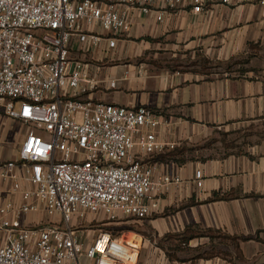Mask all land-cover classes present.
Listing matches in <instances>:
<instances>
[{
	"label": "built area",
	"instance_id": "obj_1",
	"mask_svg": "<svg viewBox=\"0 0 264 264\" xmlns=\"http://www.w3.org/2000/svg\"><path fill=\"white\" fill-rule=\"evenodd\" d=\"M184 1L194 12L207 2L0 0V107L27 127L17 158L0 162V264H136L137 237L104 229L90 237L78 225L87 213L144 219L180 181L156 175L147 159L166 144L158 139L164 120L144 106L82 98L85 65H71L68 45L72 37L96 45L100 27L113 46L130 9L161 20ZM193 177L200 187V163Z\"/></svg>",
	"mask_w": 264,
	"mask_h": 264
},
{
	"label": "crops",
	"instance_id": "obj_2",
	"mask_svg": "<svg viewBox=\"0 0 264 264\" xmlns=\"http://www.w3.org/2000/svg\"><path fill=\"white\" fill-rule=\"evenodd\" d=\"M127 17L129 28L113 46L106 39L112 34L95 27L100 41L90 45L72 37L68 57L71 65H85L89 82L82 98L144 106L164 120L158 139L166 144L147 159L156 175L180 181L164 188L157 208L144 219L131 218L121 233L138 239L136 264H264V69L206 73L199 64L203 58L249 59L264 46V0H207L201 12L184 1L161 20L154 11L138 9H130ZM171 59H193L198 67L171 64ZM16 121L0 107V162L18 156L27 127ZM248 128H255L248 135L255 139L244 149L208 155L201 153L207 146H197L216 131ZM197 163L200 187L193 177ZM207 229L217 236L197 235ZM247 235L260 240L236 238L237 255L226 236Z\"/></svg>",
	"mask_w": 264,
	"mask_h": 264
},
{
	"label": "rangeland",
	"instance_id": "obj_3",
	"mask_svg": "<svg viewBox=\"0 0 264 264\" xmlns=\"http://www.w3.org/2000/svg\"><path fill=\"white\" fill-rule=\"evenodd\" d=\"M252 53L254 54L253 56L249 57V61L247 63H243V59L247 58V57H240L238 59H235L232 61V63L230 64L229 68L238 70L241 68H245V67H252L255 69V71H257L258 69H264V46H260L258 48V50H253ZM251 53V54H252ZM171 64H176L175 62H179L182 63L180 65L182 66H187L189 68H197L198 65H193L191 64L192 60L189 59H185V60H168ZM226 65H221V66H217V67H206V69L210 70V71H217L219 70V68H225ZM18 124H23L19 121ZM25 126V125H24ZM255 131V128H248L247 130H236V131H229L228 133L225 132H221V131H216L214 133H212L211 136L208 137L207 140H204L202 142H199L197 144V146H201V145H205L207 146V148L205 150H202L201 153L202 154H208V155H213V154H220L223 153L224 151L228 150L226 148H233L234 150H238V149H244V147L246 146V143L249 141H252L255 138H251L248 135L252 132ZM221 139H225V144L223 143V141H221ZM226 145H229V147H226ZM236 145V146H235ZM209 146V147H208ZM235 146V147H234ZM190 147V146H189ZM192 147V146H191ZM131 218L128 217H122L119 219H115V220H107L105 218H94V216L92 214L87 213L85 215L84 220L82 221V223L80 225H78L80 228L79 230H82V227H85L84 229H87L88 231L85 232L86 235L88 236H93L96 231L98 229H104V230H108L114 234H121L124 233L126 230H128L129 228H127L128 226H130L132 223L130 222ZM43 221L47 220V217H42ZM129 220L128 222H125ZM47 222V221H46ZM134 235L133 233H129V234H124V237H127L128 239L133 238ZM223 249H227L226 247L223 246Z\"/></svg>",
	"mask_w": 264,
	"mask_h": 264
},
{
	"label": "trees",
	"instance_id": "obj_4",
	"mask_svg": "<svg viewBox=\"0 0 264 264\" xmlns=\"http://www.w3.org/2000/svg\"><path fill=\"white\" fill-rule=\"evenodd\" d=\"M233 60H230L226 63H220V62H214V61H210V60H207V59H201L199 60V64L201 65V67H203V69L206 70V67H217V66H221V65H226L225 68H229L230 67V64L232 63ZM249 61V59H243V63H247ZM211 71L207 69L206 73H210ZM197 235H206V236H209L210 238H212L215 234L210 230V229H207V230H204V231H201L199 232ZM217 236V235H215ZM227 238H230L231 240H235L236 238H239L240 240H247V239H256V240H260L257 236H244V237H230V236H226ZM189 238H192V235H189L186 239H189ZM234 247L236 249V252H237V255H239V248H238V242L234 241Z\"/></svg>",
	"mask_w": 264,
	"mask_h": 264
}]
</instances>
